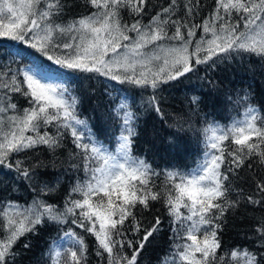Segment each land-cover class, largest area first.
<instances>
[{
    "label": "trees",
    "instance_id": "16d2710c",
    "mask_svg": "<svg viewBox=\"0 0 264 264\" xmlns=\"http://www.w3.org/2000/svg\"><path fill=\"white\" fill-rule=\"evenodd\" d=\"M14 1L36 26L0 24V264H264V0ZM88 19L106 54L195 56L143 80L32 36Z\"/></svg>",
    "mask_w": 264,
    "mask_h": 264
},
{
    "label": "rangeland",
    "instance_id": "374dc122",
    "mask_svg": "<svg viewBox=\"0 0 264 264\" xmlns=\"http://www.w3.org/2000/svg\"><path fill=\"white\" fill-rule=\"evenodd\" d=\"M10 2L13 3L10 5L4 1L1 2L2 5L0 4V24L1 26L4 25V29H12L17 32L18 28L21 27V23L25 24L27 28L36 26V24L29 22L27 9L24 6L14 0H10ZM62 32H64L63 35H68V37L64 41H59L60 47L75 48L76 52H73L75 57L72 56L77 64L97 68L107 73H128L130 76L140 77L143 80L158 78L162 72L169 76L175 68L182 69L186 67L188 60L195 56V53L191 56L187 46L165 48L153 54L145 51L143 42L138 43V41L118 54H106L101 45L100 27L97 25L96 19H88L86 22L67 30H62V28L40 29L32 36L43 44L50 35L56 34L59 36ZM256 38L252 40L255 41ZM215 42L216 40L211 41L210 44ZM27 74L33 83L42 88L46 97L54 102L60 101L53 85L34 72L28 71ZM213 132V151H215L224 135L220 129L215 128ZM124 167L123 156L112 160V172L116 175H119Z\"/></svg>",
    "mask_w": 264,
    "mask_h": 264
}]
</instances>
